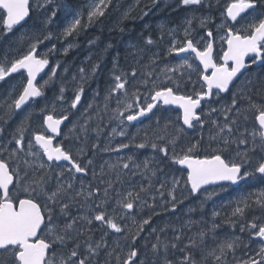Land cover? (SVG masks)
Wrapping results in <instances>:
<instances>
[{"label":"snow or ice","instance_id":"6c2138e0","mask_svg":"<svg viewBox=\"0 0 264 264\" xmlns=\"http://www.w3.org/2000/svg\"><path fill=\"white\" fill-rule=\"evenodd\" d=\"M218 2V0H217ZM33 0H0V39L14 33V29L20 26V31L14 33L9 39L17 45V49L28 41L27 50L18 56L9 60L8 52L12 51V45L9 44L5 53L0 57V81H4L13 73L24 70L26 72V82L18 96L12 97L8 94V99L0 102V107H4L3 115H0V121L7 124L8 120L14 115H20V120L15 126L14 131L10 132L11 139L15 147L9 152L8 158H0V264H101V251L104 250V259L102 264H264V244H261L255 255H249L247 259L237 256V249L243 243L239 236H229L219 234L221 227L217 223V218L222 213L213 209L211 212V222L194 221L189 219L185 225L172 229L171 239L162 238V233L168 231L167 225L157 228L155 226L149 229V236L152 240L142 238L145 227L152 222V216L159 213L153 211L147 217L136 219L134 208L139 207L142 211L145 205L153 210L156 208V196L149 192L153 184L149 180L147 187L140 186L139 191H127L126 194L117 192L120 199L115 200V207L109 214L107 205L109 204L110 192L114 183L120 182V172H116L115 181L104 177L108 174L104 168L100 169V183L105 184L102 193L98 185H88L87 190L83 186L75 187L74 182L78 179L77 174L88 175V165L93 161L89 159L86 165L80 163L79 158L83 156L85 149L79 148L77 159H74L70 150L66 149L62 143L54 145L53 140L61 135V125L69 121L70 113L64 110L60 116H54L57 107L55 103L51 104V112L48 113L47 107L42 111L47 114L43 117L45 132L53 135H46L44 132L33 133L31 139L25 144V132L30 127L32 112L25 109L20 110L29 104V101H35V98L44 96L43 89L48 86L53 78L57 76V70L60 64L56 63L49 69L48 79L42 78V83H37V76L46 67L50 61L48 53L38 55L39 45L46 40L53 39L52 32H42L38 29H26L24 22L30 17L32 8L30 5ZM161 3V0H151V6ZM167 5V0H164ZM53 4V0H35L36 9L46 8ZM142 0H131L124 5L121 10V0H91L87 5L86 22L84 13L74 10L71 7H65V13L70 17L66 26L63 27L58 39L78 38L80 33L87 27L100 22L108 13L110 8L113 11H119L117 17V27L120 32L124 31L121 25L129 19L142 18L148 15L150 5L144 4ZM179 5L190 8L193 15L186 17L183 27V40L176 39V29H167V34L172 37L171 43L167 48L169 55L179 56L181 53H188L192 60L199 61V65L189 62V57L182 58V62L174 66H165L162 74L166 80L172 81L171 85L157 87L153 82L149 95L144 97V103L141 104L142 93L137 85H143L147 88L149 80L154 74L152 65L156 64L158 54L152 53L148 56L150 63L142 65L144 71L138 76V65L145 55L151 53L149 46L156 44V40L151 35L144 37L136 43H129L127 55L133 57V63L127 70L120 66L119 54L112 58V68L109 72L110 83L106 85L104 95V109L107 110L109 102L115 98L116 107L114 119H118L123 127L117 132L112 129L113 135L124 137L128 135V126L132 122L140 121L141 117L147 116L157 108V105H175L182 110L177 119L182 124L175 126V134H170L168 129L170 122L165 123L161 128L159 120L156 121L157 129L149 135L147 130L137 128L136 134L132 135L128 142H121L117 147H106L104 151L120 152L134 146L137 149L151 148L153 151L161 153L160 160L155 157L151 160H144L142 163H136L133 156H128L126 161H118L115 164H108L109 171L116 169L128 170L130 165L134 169L143 171L139 174L144 176L150 173L155 177L157 171H163L162 168L150 167V164L171 162L179 165L186 170V175H172L171 187L167 192L169 200L165 203L170 205V211L175 212L178 204L184 203L189 197L200 199L199 210L203 211L206 202L218 195L220 191H226L228 185H240L241 182L247 183L249 178L264 182V99L256 101L252 98V86L254 81L264 86V0H230L221 13L223 19L218 25V30L223 29L220 35L222 43L227 47L221 48L222 55L217 62L213 56L215 38L213 31L207 26L214 23L211 15L206 17H197L195 12L200 7L212 6V0H179ZM252 10L249 12V10ZM137 13L136 16L133 14ZM248 13L247 16H242ZM56 17V10H52L45 16L42 23L45 27L51 25ZM239 19V22H238ZM198 20L199 26L204 28L205 34L200 36L194 42L192 27L193 22ZM231 22V23H229ZM159 39H164L165 26L159 25ZM203 40V47L200 41ZM98 38L89 41L90 45L97 44ZM75 47L73 42H69L63 49L65 55ZM112 45L106 44L101 51V58L94 61L86 70L85 67H79L77 74L71 77L73 84V96L69 100V108L77 109L81 99L84 96L85 86L102 70L101 63L103 56L108 53ZM54 52L55 47L48 49ZM91 60V57L88 58ZM252 65H258L259 73H250L246 71ZM189 72L188 80H191V72H196L199 79L203 82L201 90L194 95L179 94L174 91V87L179 89L181 81L178 77H184L185 71ZM211 70V71H209ZM67 73L68 69L63 70ZM177 73V76L172 75ZM147 77V78H145ZM163 83V82H161ZM66 87L62 83L59 88V95L55 97L57 101H64ZM227 93L230 97V103L222 106L220 111L224 114L225 123L220 125L215 119L211 124L216 128L214 135L209 136L210 140L217 141V147L213 149V154H206L201 158L195 155L200 147L199 141L185 146L179 145L181 135L187 129H203L206 120L202 116H211L217 111L212 106L213 100H220L221 94ZM99 89H96L98 96ZM239 100L246 101V104L237 108ZM10 101V102H9ZM202 101L205 102L202 105ZM32 105H29L31 108ZM62 107V105H61ZM92 107L91 104L88 105ZM207 109V111H206ZM199 110V111H198ZM235 110V117L228 122L229 116ZM127 113V115H125ZM249 115L253 117L251 129L244 127L241 131L238 125L242 117L247 123ZM89 119H91L89 117ZM69 134L64 135V139H70L75 135L77 125L69 121ZM67 127V125H66ZM82 133H87V122L79 125ZM143 132L142 138L137 142L136 137ZM234 132L238 135H234ZM5 133V128L0 126V136ZM79 137H77L78 139ZM201 138L203 134L201 133ZM87 140V136H84ZM34 140V143L32 142ZM163 141V143H160ZM11 142V141H10ZM235 145V154L225 157L224 152H228L229 146ZM39 152L33 151L37 147ZM241 146H244L241 148ZM25 147L28 151L25 152ZM94 144L93 148H98ZM179 148V150H178ZM7 151L8 149H4ZM259 152V156L253 166L251 164L253 156L250 153ZM24 153V156H20ZM40 155L46 156L47 162L40 160L35 163V168L43 171L42 174H35L29 177V172L34 167V161L24 158L33 157L34 160ZM17 159V163L10 166L9 160ZM123 161L124 158H121ZM65 161L70 165L66 171L71 175L66 180H57L50 186L49 179L46 176L53 170L58 169V176H64V166L58 162ZM23 165V167H22ZM92 175L96 177V171L92 169ZM145 179H149L145 176ZM222 182H227V185ZM169 181L165 180L159 184L157 192L161 200L164 197V189ZM209 185H220L219 190H209ZM21 192L27 193L22 197ZM179 192V196H178ZM141 193H147L153 203L149 204L148 199H144ZM83 200L85 204L92 202L94 208H102V211H94L93 206H89L92 215L70 216V209L73 204ZM96 200L99 202L97 203ZM139 201V205H137ZM264 210V190L257 192H247L236 202L230 215H226L221 223L235 224L239 219H243L246 212L253 207ZM117 209L120 211L117 212ZM189 212L196 211L189 208ZM132 221L131 226L127 223L121 224L118 221ZM83 224L78 227V223ZM94 222L98 228H106L111 233L121 234L114 241V246L110 249L106 240L107 231L102 234L100 240L92 243L91 237H88L83 243V249L79 238L85 232H91V225ZM200 223L206 225L190 236H185V228L191 231V226ZM249 230L250 236L264 241V223L257 224L255 221L242 224L240 231ZM129 237L131 238L129 240ZM209 238L212 241L208 243ZM126 241L128 246L127 254L121 259L117 250L123 251L120 241ZM140 240L141 244L136 245ZM71 245V247H69ZM51 250V251H50ZM231 257V259H229Z\"/></svg>","mask_w":264,"mask_h":264},{"label":"trees","instance_id":"16d2710c","mask_svg":"<svg viewBox=\"0 0 264 264\" xmlns=\"http://www.w3.org/2000/svg\"><path fill=\"white\" fill-rule=\"evenodd\" d=\"M72 4H79V0H68ZM230 1V0H229ZM222 2V0H212V6H204L199 8V12L209 14L213 17V19H217L218 12H219V4ZM160 5V6H159ZM162 5V6H161ZM167 6V8H166ZM165 6L164 0H161V3L157 4L155 6L159 7V10H161V13L165 16L162 18L167 21H171L173 19H176L179 15L184 13V8L183 6L179 5V0H167V5ZM164 8V9H163ZM167 9V11H165ZM171 10V11H170ZM164 12V13H163ZM166 12V13H165ZM170 13V14H169ZM36 10L32 9V17L28 24L32 22H36L37 16H36ZM168 14V17H167ZM165 17V18H164ZM171 17V18H170ZM126 26L124 27V33L127 34L122 39V41L117 45H120V49L116 54H119L120 57V66L127 70L130 65L133 63V57L131 55H127V52L129 51L128 45L129 43H136L138 42L142 35L144 37L151 35L154 40H156V44L149 46L151 48L152 52L148 53L145 55L144 59L140 61L138 65H135L138 69V76L140 75L141 72L144 71L142 65L150 63L148 58V55H151L152 53L158 54L160 51H164L162 49V46L159 45V40L157 39L160 36V32L152 30L151 24L148 21V18L146 17L145 20L140 24V22H135L133 19L129 20L127 22ZM143 24H145L143 26ZM154 24V23H153ZM172 23H168V27L170 28ZM130 29H132V32ZM150 29V30H146ZM0 31H3V29H0ZM146 31V33H145ZM148 31V32H147ZM138 32V33H137ZM150 32V33H149ZM116 35V34H115ZM94 36L99 38V36H103L100 34L99 31L94 32ZM131 36V37H130ZM104 38H101L105 44L110 43L112 46L115 47L116 43V38L113 37V35L110 36H103ZM0 42L2 46L4 45H9L11 44L12 46L15 45L12 43V41L9 39L8 36H5L3 39H0ZM116 56L113 55L112 52L110 55H108L101 63V71L97 74V77L92 79L86 86H85V92L84 96L81 99L80 105L77 107V109H70L69 108V100L73 96V84L74 82L72 81L71 77L76 74L78 67V62L74 61L75 63H71L70 55L69 56H58L56 57L57 63L60 64V69H58V72L60 74L57 75V77L54 79L53 83L51 84V91L49 90H44V96L41 97V99L34 105H32V109L35 116L37 118V123L32 125L30 123V129L32 130L33 133H39V132H45L44 126H43V117L47 114L46 112L42 111L47 107L48 113L51 112V104L55 103L57 110L54 114L55 116H60L64 110H67L70 115H69V121L77 125L76 128V133L75 135H72L70 139H64V135L69 134L68 129L71 127V125L68 123L67 127L64 128L63 130V135L62 137L58 140V142L62 143L63 146L70 150L73 154L74 159H77V154L76 152L78 151L79 148L83 147L85 149V152L83 155H85V158H89L93 161L92 166H94V169L96 170V177L91 178V182L88 185H98L101 190H103L104 184L100 183V169L101 167L104 168V171L108 173L104 179L105 180H113L115 181L116 179V172H120V182L114 183V187L110 192V197L113 199L110 204H108L106 207L108 209L109 214H111L112 209L115 207V200L120 199L119 196L116 195L117 192H120L121 194H126L127 191H139V188L141 185L144 187H147L149 180L153 184V188L149 189V192L152 195H155L157 190V186L160 184L158 180H167L169 183L166 185V190H168L171 187L170 180L172 175H186L185 172H182L177 165L172 164L171 162H162L159 163L158 165L156 163L150 164V167L156 168H162L163 171H157V174L155 177H152L150 173H145L144 176L140 175L139 173L143 171V168L137 170L131 167L128 170H120L116 169L115 171H109L108 164H115L118 161L124 162L126 161V158L128 156H133V160L136 163H142L144 160H151L152 157H155L157 161L160 160L161 153L158 151H153L151 148H144V149H137L134 146L129 147L128 149H123L120 152H114V151H104L106 147H117L122 141L123 142H128L130 137L132 135L136 134V129H142V130H147L149 135H152L153 131L157 129V124L156 121L159 120L160 122V127L162 128L165 123L170 122V127L168 129V132L170 134H175V126L182 124L180 120L177 119V116L179 115L178 112L172 110V109H163L159 108L156 113L148 119L145 123L141 124L140 126H128L127 132L128 135L121 137L119 135H113L112 129L115 128L118 131L121 130L123 127L120 125V122L118 119H114L113 117L115 116L114 109L116 107L115 103V98L109 102L108 109H104V95L106 91V85L110 83V76L109 72L112 68V58ZM173 57L170 55L169 61L171 60L172 62H176V60L172 59ZM160 61L162 59L160 58ZM196 64V63H195ZM197 65V64H196ZM67 68L68 71L65 73L63 70ZM86 70L88 69L85 66ZM152 69L154 70V74L152 78L149 80L147 88H145L143 85H137L140 89V92L142 93V96L147 94L149 90L153 86V82L157 81V77H159L158 81L155 82L157 87H165L168 85L172 84V81H167L165 82V79L162 76V73H160V69H163L162 64H154L152 65ZM260 69H256L253 67L250 71V73H259ZM188 73L185 72L184 77H178L181 81V87L179 89H176L174 87V91L178 92L179 94H184V95H194L195 92L201 90V80L199 79V76L197 73H193L191 75V80H188ZM147 78V77H145ZM163 82V83H161ZM64 84L66 87V91L64 93L65 100L64 101H57L55 99L56 96L59 95V88L61 84ZM1 87V85H0ZM99 89V95H96V89ZM6 91L5 87L0 88V100H2L5 92ZM252 98L256 101H260L264 99V86H262L259 81H254L253 86H252ZM212 106L217 108V111L212 113L211 116H202V119L206 120L207 122L204 125L203 129L199 128H194L192 132L186 131L184 134L181 135L179 145L185 146L190 143H196L199 141L200 147L197 149V152L195 155H199L201 158H203L204 155L206 154H213V149L217 147V141L210 140L209 136L214 135L216 132V128L211 124V120L215 119L217 123L220 125H223L226 121L224 119V114L220 111L222 106H227L230 103V97L227 95H221L220 100H213ZM91 104L92 107L89 108L88 105ZM246 104V101L244 100H239L238 98V103H237V108H240L241 105ZM62 105V107L60 106ZM3 108V107H1ZM207 111V109H206ZM89 117L91 119H89ZM233 118L235 117V110H233V113L229 116L228 122H230ZM87 122V133H82L80 130L79 125ZM4 122L0 121V126L5 128V133L3 136H0V158H8L9 157V152L15 147L14 141L11 139L10 132L14 131L13 126H4ZM253 124V117L252 115H249V120L246 123L243 118L241 117L238 121V125L233 126L234 129L236 127H239L240 130L242 131L244 127H249L251 129V126ZM29 132V131H28ZM201 133L203 134V138H201ZM87 136V140L84 139V136ZM143 132L141 133L140 136H137V142L140 141L142 138ZM234 135H238V133L234 132ZM77 137H79L77 139ZM11 141V142H10ZM160 143H163L161 141ZM94 144H98V148H93ZM244 146H241L243 148ZM4 149H8L5 151ZM77 150V151H76ZM179 150V148H178ZM235 145L229 146L228 152H224L223 155L225 157H228L230 154L234 155L235 154ZM23 153H20L22 155ZM121 155H124L121 157ZM250 155L253 156V159L251 161V164L247 165L248 167H251L255 164L256 159L259 156V152L257 153H250ZM121 158H124L122 161ZM81 157L79 158V160ZM30 161V160H29ZM17 159H10L9 163L10 166L14 165L17 163ZM23 167V165H22ZM43 171L46 170H40V169H35L33 168L29 172V177L33 175V173L39 175L42 174ZM58 169L53 168V170L48 174V176L45 177V179H49L50 186L54 185V183L59 179L58 176ZM145 176H148L149 179H145ZM87 185V187H88ZM87 190V189H86ZM259 190H264V182H261L260 180H252V178H249V181L245 183V185L241 188L238 189L237 191L232 189L231 191H228L226 193L218 194L215 196V201L217 202L214 204L213 207L210 208H205L203 211L199 210V205L193 202L192 197H189V200H186V202L182 203L183 204V209L179 211V213H174L168 208H165L164 210H146L143 208L141 211L139 207H136V214L137 216L141 219L142 217H147L150 213L153 211L159 213L158 215L152 216V222L153 225L146 226L145 228L149 230L151 227L155 226L157 228L164 227L165 225L169 226L168 231L165 233H162V238L166 237L168 239H171L172 236V229L173 228H179L182 227L185 222H187L189 219H192L194 221L198 220H204V221H211L212 218L209 216L211 215V210H220L222 215L221 217L217 218V223L221 224V227L217 230L219 234H227L229 236H239L240 238L244 239L241 244V246L237 249L242 252V255L245 253V248L249 247L248 246V239H249V234L244 235L239 231L240 225L244 223H250L251 221H257L259 220V217H262L261 219H264V210L253 207L252 209L248 210L246 212V215L243 219H239V222L235 224V227H233L231 224L227 223H221L222 220L226 215H230L232 209L235 207V202L242 196L245 195L247 192H257ZM27 193L22 192V197L26 196ZM142 198L146 199L148 198L147 193H141ZM157 196V195H156ZM109 197V198H110ZM160 197V195H158ZM159 202H156V207L159 205ZM219 204V206H217ZM137 205L139 203L137 202ZM187 205V206H185ZM194 208L196 211L189 212V208ZM209 207V206H208ZM120 210L117 209V212ZM70 216L75 213L74 208L70 209ZM184 213V216H181V213ZM97 224V222H96ZM187 229V228H186ZM231 232H227V231ZM105 232L101 230L98 227H92L91 232H85L83 236L79 238V242L81 243V246L83 247V243L88 237H91L92 243H96L100 240L102 234ZM148 232H144L142 235V238H147L148 240H152V237L148 235ZM190 233H187L185 231V236H189ZM110 243V239L108 241ZM141 243L140 240L136 242V245L139 246L138 244ZM208 243L211 245L212 241L209 238ZM71 247V245H69ZM243 250V251H242ZM119 253V252H118Z\"/></svg>","mask_w":264,"mask_h":264},{"label":"rangeland","instance_id":"374dc122","mask_svg":"<svg viewBox=\"0 0 264 264\" xmlns=\"http://www.w3.org/2000/svg\"><path fill=\"white\" fill-rule=\"evenodd\" d=\"M40 2L43 3V0H40ZM90 2H91V0H79L80 4L71 5L67 0H53V4H49L46 8L36 9L35 1H34L33 7H34V9L36 10V13H37L36 14L37 20H36V22H32L30 24H27L25 30L34 28V29L41 30L42 32H52L53 33V39L44 41V43L40 44L39 48H38V50H39L38 55H41L43 53H48V59H49L50 64H51V68H53L55 66V64L57 63V61H58V60H56V57L61 56V55L62 56H69L70 55V59H71V63L72 64L75 63L74 61H77L78 64H79L78 67L79 66L80 67H85L86 66L87 68H89L94 61H97L98 59L101 58V51H102V49L105 46L104 41L101 39V38H104L103 36H107L108 37L110 35H113V37L116 38V44L117 45L121 42V39H123V37L125 39V36L127 34H125L124 32H120L119 28L117 27V17L119 16V11H113L112 8L109 9L110 11L108 10V12H110V13L107 16L106 20H101L100 22H97V23L93 24L92 26L87 27L84 31H82L80 33L78 38L73 39V37H69V38L63 39V40L57 38V37H59L60 33L62 32L63 27L66 26L68 20L70 19V17L68 15H66V13H65V10H64L65 7L68 6V7H71L72 9H74V10H79V11L83 12L84 13V20L82 21V23H85L86 19H87L86 14H87V11H88L87 5ZM130 2H131V0H121V10L123 9L124 5H126V4H128ZM229 2H230L229 0H222V2L219 4V12H218L217 19H213L214 23H211V24H209L207 26L208 28H210L213 31V36L215 38V58H219V56L222 55V53H221V48L222 47L224 49H226V44L222 43V41L220 40V35L223 34L224 30L223 29H219L218 30V25L221 23V21L223 19L221 13L223 12L226 4L229 3ZM114 3H115V0H114ZM144 4L150 5L149 9H145V10L148 11V15L147 16H143L142 18H136V19H133V20L135 22H140V24H142V22L147 17L149 23H151L152 30H155V31H158V32H160L159 25L163 24L165 26L164 39L160 40L159 37L157 38L160 41L159 45L162 46V49H164V51L163 52L162 51L158 52V59H157L156 64H162L163 68H164L165 66H169L170 67V66H174V65H176L178 63H181L182 60L181 61H176V62H172L171 60L169 61L170 55L167 52V48L169 47V45L171 43L172 37L167 34V29H176V39L183 40L184 39V36H183L184 23L183 22H184L186 17H190L191 15H193L192 11L190 10V8H186V7L183 6L182 7V8H184V13L183 14L179 15L176 19H173L171 21H167V20H164L162 18L164 15H162L161 10H159V7L155 8V6L157 4L155 6H151V0H142L141 7H143ZM52 10H56V17H55V19H54V21H53V23L51 25H48L47 27H45L43 25L42 21L45 18V16L50 14V12ZM251 11L252 10H250L249 12H251ZM194 14L197 17L209 16V14L201 13V12H199V10L196 11ZM133 15L136 16L137 13H134ZM247 15H248V13H245L244 16H247ZM130 20H132V19H129V23H130ZM157 21H158V23H157ZM168 23H170V24L172 23L170 28L168 27ZM229 23H231V22H229ZM144 25L145 24H143V26ZM192 27L194 29L193 39H194V42H195L196 39H198L200 36H203L205 34L206 30L199 26L198 20L193 22ZM130 30L131 31H129V32H132V29H130ZM18 31H20V29L14 30V33H17ZM95 31H99L100 34L103 35V36H99L97 44L90 45L89 41L96 39V37L94 36V32ZM14 33L8 34V37L13 36ZM70 41L75 44V47L71 48L68 51L67 55H65L64 52H63V49L68 45V43ZM203 43H204V41L201 40L200 41L201 48L203 47ZM116 44H115V47L112 46V48L108 51V53L103 56L102 61L108 55H110L111 52H112L113 55H117L116 53L120 49V45L117 46ZM27 45H28V41H25L23 46H20L18 48V50H16L17 49V45H13L12 46L13 50L8 52L9 60H11L13 57L18 56L20 53L25 52L27 50ZM53 46L55 47V51L54 52H49L48 49L53 47ZM7 47H8L7 45L2 46V44L0 42V57H2L4 55L5 50L7 49ZM89 57H91V60L88 59ZM160 58L162 59V61H160ZM189 62L194 63V64L196 63V61L192 60L190 56H189ZM159 71H160V73H162V69H160ZM182 71H185L186 73L189 74V72L187 70H182ZM48 73L43 78L44 80L48 79ZM193 73H195V72H191L190 75H192ZM58 74H60V73L57 70V75ZM76 74H77V71H76ZM176 74L177 73H173L172 75L175 76ZM162 76L165 79V82L169 81V80H166L165 75L162 74ZM55 78L52 79V81L48 84L47 87H45L43 89V91L44 90H48V91L50 90L51 91V88H52L51 84L53 83ZM158 79H159V77H157V81H158ZM157 81H155V82H157ZM25 82H26V74L25 73H23V74L22 73L21 74L18 73L17 75L12 76L10 79L4 80V81H0L1 87H5L6 88V91H3V93L5 92V94H4L3 98H2V100H0V102H3L4 100L8 99V94L9 93H11L13 98L18 96L20 91H21V89H22V86L24 85ZM39 83H42V80ZM148 95H149V92L147 94L141 96V104L144 103V97H146ZM4 111H5L4 107L3 108L0 107V115H3ZM29 111L32 112V119H31L30 123L32 125H34V124L37 123L38 120H37L36 117H34L35 114H34L33 110L29 109ZM125 115H127V113ZM19 120H20V115L16 114L11 119H9L7 124H4V126H11L12 125L13 128L15 129V126L17 125ZM32 134H33L32 130L30 128H28L27 132H25V144L26 145L29 142V140L31 139ZM27 151H28V149H27V147H25V152H27ZM33 151L39 152V150L36 147L33 148ZM76 154H77V152H76ZM20 156H24V153L22 155H20ZM123 156L124 155H121V157H123ZM24 158H26V159H28L30 161H34V167L33 168H35V163H38L40 160H43L42 159V155H40L35 160H34L33 157H30V156H27V157H24ZM13 159H16V158H13ZM88 160H89V158H85V155H83L81 157V159H80V163L82 164V166L86 165ZM93 168H94V166L88 165V169H89L88 172L90 174L88 178H81V177H79L77 175L78 179L74 182L76 188H79L80 186L85 185V179L87 181V185L91 182L89 180H91V178H94L93 175H92V169ZM70 175L71 174L68 173L66 171V169L64 168V176L63 177L59 176V180H66V179H68V177ZM158 181L161 183V182H163L165 180H158ZM104 186H105V184H104ZM158 188H159V185L157 186V189ZM230 188L227 187V190H229ZM216 190H218V189H216ZM155 191L156 192L153 193V194H155V196L157 195L155 203L156 202L160 203L159 205H157L158 207H156L155 210L162 211L165 208L170 207V205L168 203H165L166 201L169 200L166 188L164 189L163 200H161V198L158 197L159 193L157 192V190H155ZM226 191H220L219 194L226 193ZM101 193H102V190H101ZM21 195H22V192H21ZM178 196H179V192H178ZM146 199H148V203L149 204L153 203V201L150 199V197H148ZM192 199H193V202H194V198L193 197H192ZM112 200L113 199L110 197L109 198V204L112 202ZM186 200H189V199L186 198L184 200V202H186ZM212 200H213V202H215L214 204L217 203L215 201V196L212 198ZM96 202L98 203L99 201L96 200ZM137 202L140 203L139 201H137ZM179 205L180 204L177 205L175 213H179V211H181L183 209L182 208L183 206L178 209ZM89 206H93L92 202L89 201L87 204H85L83 202L82 198H81V200L78 203L73 204V206L71 207L72 209L74 208V210H75V213L73 215H71V216L92 215V212L89 211ZM185 206H187V205H185ZM217 206H219V204ZM93 208H94V206H93ZM144 208L147 211L148 210H152V208H149L148 205H145ZM102 210H104L103 207L102 208H98V209L94 208V211H97V212L98 211H102ZM136 210H137V208H134V210H133V212L135 214H136ZM220 210H222V209H219V211ZM181 216L182 217L184 216L183 212L181 213ZM209 217L211 218V215ZM261 218L262 217H259V220H257V221L255 220V222L257 224L264 223V219H261ZM136 219L140 220V218L137 216V214H136ZM198 221H201V220H198ZM118 222H120L121 224L127 223L129 226H131V224H132V221H130V220H128V221L121 220V221H118ZM208 222L210 223L211 221H208ZM251 222H253V221H251ZM186 223L187 222H185V224ZM97 224H98V222H97ZM97 224H96V222H94L90 226L91 229H92V227H97ZM150 225H153V223H151ZM82 226H83L82 222L78 223V227H82ZM241 226L242 225H240V228H241ZM201 227H206V225H202L200 223H197V224H194V225L191 226V231H189L186 228H185V231L187 233H190L189 234V236H190V235H193L194 233L198 232L201 229ZM240 228H239V231H240ZM100 229L103 230L104 232L107 231L108 234L106 236V240H107V243H108V246H109L110 249L114 246V241L118 238V236H123L124 235V233H121V234L111 233V231L107 230L106 228H100ZM148 231L149 230H147L145 228L144 232H148ZM241 233L244 234V235H248V234L250 235L249 230H245V231H243ZM109 239H110V243L108 242ZM130 239L131 238L129 237V240ZM243 240L244 239L241 238V241H243ZM247 241H248V246L249 247L245 248L244 255H242L241 251L237 250V256L238 257H242L244 259H247L249 255H255L256 251L259 249L261 244H264V241L258 240V238H253L252 236H249V239ZM120 243H121V247H122L123 251L117 250V254H119L121 256V259H123V257L127 254L128 246H127V242L126 241L121 240ZM140 244L141 243H139L138 245H140ZM82 249H83V247H82ZM104 258H105L104 257V250H102L101 251V257H100L101 264H102V261H103ZM229 259H231V257H229ZM113 264H115V260H113Z\"/></svg>","mask_w":264,"mask_h":264},{"label":"water","instance_id":"95a60500","mask_svg":"<svg viewBox=\"0 0 264 264\" xmlns=\"http://www.w3.org/2000/svg\"><path fill=\"white\" fill-rule=\"evenodd\" d=\"M243 15V14H242ZM31 16V15H30ZM30 18V17H29ZM29 18L24 22V24L29 20ZM17 28H20V26H17ZM214 51H215V48H214ZM214 51H213V56H214ZM187 56H189V54L188 53H181L179 56H176L175 55V58H177V59H182V58H184V57H187ZM198 63H199V61H197ZM223 62V61H222ZM201 67H202V65H200ZM258 66V65H257ZM48 68H49V65H48V67H46L42 72H40L39 74H38V76H37V83L39 82V80L46 74V72H47V70H48ZM250 69V68H249ZM249 69H247L246 71H248ZM209 71H211V70H209ZM22 72H24V70H21L20 72H17V73H13L12 75H15V74H18V73H22ZM11 75V76H12ZM222 94H227V93H222ZM40 98V97H39ZM39 98H35V101L36 100H38ZM31 102H33V101H29V104L31 103ZM203 103H205V102H203L202 101V105H203ZM28 104V105H29ZM28 105H25L20 111H23ZM160 105L158 104L157 105V108L159 107ZM164 108H166V109H174V110H176V111H179V112H181L182 110H180V109H178L175 105H162ZM156 108V109H157ZM156 109H153V112L152 113H149L147 116H145V117H141V119H140V121H136V122H132V124H136V125H139V124H141V123H143L145 120H147V119H149L150 117H151V115L156 111ZM199 111V110H198ZM68 121H65V123L63 124V125H61V130H62V128L65 126V124L67 123ZM185 127V129L187 130V131H192L193 130V128L192 129H187L186 128V126H184ZM51 135H53L52 133H50ZM56 137H59V136H56ZM55 142V140H53V143ZM46 157V156H45ZM47 159V158H46ZM59 164H67L68 165V163L67 162H65V161H60V162H58ZM178 167L179 168H181L182 170H184L185 172H186V170L185 169H183L181 166H179L178 165ZM78 175H82V174H78ZM223 184H225V185H227V182H222ZM244 182L242 181L241 182V184L240 185H232L234 188H238V187H240L242 184H243ZM209 189H211V188H215V187H220V185H209V186H207Z\"/></svg>","mask_w":264,"mask_h":264},{"label":"flooded vegetation","instance_id":"af4514ba","mask_svg":"<svg viewBox=\"0 0 264 264\" xmlns=\"http://www.w3.org/2000/svg\"><path fill=\"white\" fill-rule=\"evenodd\" d=\"M251 10V9H250ZM103 20V19H102ZM122 27H124V25H122ZM116 44V43H115ZM106 45V44H105ZM89 177V175H87V176H83L82 178H88ZM86 185V186H85ZM85 185H82L84 188H85V190L87 189V181H86V179H85ZM200 199H203V197H200L199 199H197V198H194V202L197 204V205H199V202H200ZM206 204H208V206L210 207V206H212L213 204H214V202H213V200L212 199H210V200H208L207 202H206ZM205 204V205H206ZM227 232H231V231H227ZM51 251V250H50Z\"/></svg>","mask_w":264,"mask_h":264},{"label":"bare ground","instance_id":"6f19581e","mask_svg":"<svg viewBox=\"0 0 264 264\" xmlns=\"http://www.w3.org/2000/svg\"><path fill=\"white\" fill-rule=\"evenodd\" d=\"M162 6V5H161ZM166 6V5H165ZM153 8V7H152ZM166 8H167V6H166ZM164 9V8H163ZM165 11H167V9L165 10ZM171 11V10H170ZM164 13V12H163ZM166 13V12H165ZM170 14V13H169ZM163 15V14H162ZM165 16V15H164ZM161 17V16H160ZM167 17H168V14H167ZM165 18V17H164ZM171 18V17H170ZM154 19V18H153ZM162 20V19H161ZM160 21V20H159ZM157 23H158V21H157ZM151 24V23H150ZM146 30H150V29H146ZM148 32V31H147ZM138 33V32H137ZM145 33H146V31H145ZM150 33V32H149ZM131 37V36H130ZM125 40V39H124ZM121 41H122V39H121ZM179 168V167H178ZM181 171H183V172H185L184 170H182L181 168H179Z\"/></svg>","mask_w":264,"mask_h":264}]
</instances>
